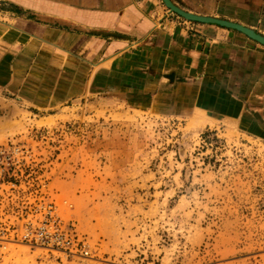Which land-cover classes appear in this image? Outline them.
Here are the masks:
<instances>
[{
  "label": "rangeland",
  "instance_id": "374dc122",
  "mask_svg": "<svg viewBox=\"0 0 264 264\" xmlns=\"http://www.w3.org/2000/svg\"><path fill=\"white\" fill-rule=\"evenodd\" d=\"M35 57L25 79L0 64V264H264L262 128L86 91L84 66L76 88ZM50 202L88 256L22 241Z\"/></svg>",
  "mask_w": 264,
  "mask_h": 264
},
{
  "label": "crops",
  "instance_id": "0c3cea01",
  "mask_svg": "<svg viewBox=\"0 0 264 264\" xmlns=\"http://www.w3.org/2000/svg\"><path fill=\"white\" fill-rule=\"evenodd\" d=\"M171 1L264 36V0ZM35 53L47 75H69L76 88L84 66L86 91L102 80L104 91L141 96L157 112L264 130V46L235 30L189 22L163 0H0V64L16 65L8 80L25 79L19 65L31 64Z\"/></svg>",
  "mask_w": 264,
  "mask_h": 264
},
{
  "label": "built area",
  "instance_id": "2783aa9c",
  "mask_svg": "<svg viewBox=\"0 0 264 264\" xmlns=\"http://www.w3.org/2000/svg\"><path fill=\"white\" fill-rule=\"evenodd\" d=\"M4 159V153H1L0 161ZM36 214L35 220L24 226L21 236L23 242L68 255L90 254L88 245L75 227L66 225L60 218L54 202L43 205Z\"/></svg>",
  "mask_w": 264,
  "mask_h": 264
},
{
  "label": "water",
  "instance_id": "95a60500",
  "mask_svg": "<svg viewBox=\"0 0 264 264\" xmlns=\"http://www.w3.org/2000/svg\"><path fill=\"white\" fill-rule=\"evenodd\" d=\"M165 6L174 14L184 18L189 22L199 23V24H210V25H217L222 28L235 30L246 35L248 38L258 42L262 46H264V36L257 33L256 31L245 27L241 24H237L234 22H230L227 20L212 18V17H205V16H198L189 12H186L176 6L171 0H163Z\"/></svg>",
  "mask_w": 264,
  "mask_h": 264
}]
</instances>
